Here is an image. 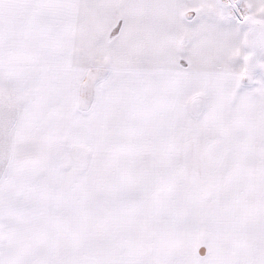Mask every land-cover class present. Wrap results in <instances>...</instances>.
Listing matches in <instances>:
<instances>
[{
    "label": "snow or ice",
    "instance_id": "6c2138e0",
    "mask_svg": "<svg viewBox=\"0 0 264 264\" xmlns=\"http://www.w3.org/2000/svg\"><path fill=\"white\" fill-rule=\"evenodd\" d=\"M0 264H264V0H0Z\"/></svg>",
    "mask_w": 264,
    "mask_h": 264
}]
</instances>
